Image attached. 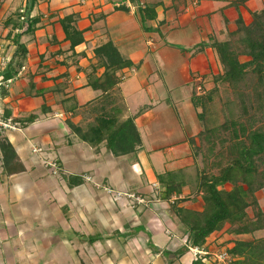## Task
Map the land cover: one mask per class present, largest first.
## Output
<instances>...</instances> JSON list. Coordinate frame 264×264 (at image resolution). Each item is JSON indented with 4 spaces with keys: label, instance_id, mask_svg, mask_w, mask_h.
I'll return each mask as SVG.
<instances>
[{
    "label": "crops",
    "instance_id": "1",
    "mask_svg": "<svg viewBox=\"0 0 264 264\" xmlns=\"http://www.w3.org/2000/svg\"><path fill=\"white\" fill-rule=\"evenodd\" d=\"M231 1L198 0L178 12L169 0L37 1L42 25L33 37L38 44L27 47L24 72L34 73L41 58L33 83L35 90L44 92L25 96L27 81L19 74L8 95L0 99V107L11 118H22L21 113L38 115L41 106L47 113L24 129L17 125L19 129L4 132L24 171L1 180L0 264H167L162 235L173 236L172 251L182 247L181 225L170 210V201L159 199L158 177L175 174L181 185L179 197L184 198L178 207L201 211L198 196L196 204L191 202L195 189L189 180L196 174V169L192 172L190 141L197 144L202 128L197 119L200 111L190 100L193 91L197 94V88H204L202 62L210 66L215 59L210 48L199 46L210 36L222 41L226 31L233 30L236 12L226 7ZM250 1L239 8L242 19ZM157 2L162 4L155 9L156 18L141 25L137 6ZM261 2L264 6V0ZM23 5L20 0H0V63L9 59L12 50H5L8 29L2 22ZM119 5L128 11L116 10ZM231 11L235 16H229ZM71 14L78 17L75 26L84 39L74 48V56L58 23ZM107 40L131 62L116 73L123 80L111 95L107 112L120 122L131 118L140 138L137 152L119 157L107 152L104 142L91 147L80 141L67 126V122L82 127L91 122L92 118L82 116L90 108L85 111L82 106L98 101L100 93L85 86V70L95 63L93 49ZM103 71L100 68L97 75ZM62 74L66 75L64 81L56 79ZM70 97L78 106L75 115L58 104ZM65 107L72 106L67 103ZM33 147H44L42 160L56 164L61 182L53 179L36 185L47 170L31 153ZM68 177L82 182L69 186ZM106 189L135 194L145 203L121 205L123 201H112ZM43 194L47 201H42ZM140 225L144 231H135ZM90 237L100 239L84 243ZM209 243L206 239V251ZM87 248L95 249L96 254L88 257ZM193 259L188 251L172 264H191Z\"/></svg>",
    "mask_w": 264,
    "mask_h": 264
},
{
    "label": "trees",
    "instance_id": "2",
    "mask_svg": "<svg viewBox=\"0 0 264 264\" xmlns=\"http://www.w3.org/2000/svg\"><path fill=\"white\" fill-rule=\"evenodd\" d=\"M20 1L24 3L23 7L10 13L2 22V27L8 29L4 37L7 42L5 50H12L9 59L0 63V99L8 95L10 84L21 76L27 81L25 96L37 97L44 92L35 90L33 83V78L41 69L42 59L40 58L34 73L24 72L28 55L26 41L32 40L35 32L40 29L42 15L34 13L38 0ZM169 1L171 8L178 12L198 0ZM245 1L233 0L227 4L226 7L233 8L236 12V18L232 22L233 30L226 31L222 41L210 36L207 43L199 46L200 49L208 47L212 50L220 72L212 76L213 88L210 91L200 95L195 91L192 93L191 104L200 110L197 114L198 121L203 125L206 105L211 104L214 94H218L219 86L230 90L237 110L236 116L231 114L219 126H202L196 136L198 146L194 150H203L205 146L202 159L204 165L196 172L197 181L193 192V196L200 194L203 203L201 211L178 207L184 198L179 197L181 185L175 181V177L170 174L166 179L158 178L162 188L159 199L170 201V210L179 221L185 237L182 247L173 252H163V255L167 253L171 257L168 264L174 263L190 249L205 251V241L213 233L227 232L236 238L264 231V211L259 208L256 199L257 192L264 193V9L249 12L250 22L245 24L239 13V8ZM161 4L157 2L149 6H137L141 25L156 18L155 9ZM116 10L127 12L128 8L119 5ZM77 18L71 14L58 20L64 34L63 41L68 42L71 56H74V48L84 42L82 31L75 26ZM224 24L227 22L224 21ZM93 56L95 63L85 70V86L98 91L100 95L98 101L96 99L82 108H90L89 112L95 116L85 127L70 122H67V126L80 141L91 147L104 142L105 150L116 157L133 154L140 146L133 120L127 118L120 122L110 110L107 112V103L113 101L110 100L111 95L123 80L116 73L130 67L131 62L121 57L110 40L95 47ZM100 68L104 71L97 75ZM76 70L81 71V68L77 67ZM56 79L64 81L66 75L62 74ZM72 101V107H65ZM58 104L74 115L77 112L78 106L74 105V98H65ZM45 113L47 108L41 106L40 114ZM1 118L4 122L9 120V124L24 129L34 123L38 115L11 118L10 112L3 109ZM2 131L7 130H0V178L4 179L23 172L24 168L11 144L1 134ZM190 144L194 146L193 139ZM65 182L69 186H75L82 181L78 177H68ZM173 197L175 199L171 201ZM247 209L252 211V216H248ZM86 239L92 244L100 238ZM231 245L227 250L230 261L226 264H264V236L250 241L234 240ZM206 259V255H197L191 264H206Z\"/></svg>",
    "mask_w": 264,
    "mask_h": 264
},
{
    "label": "rangeland",
    "instance_id": "3",
    "mask_svg": "<svg viewBox=\"0 0 264 264\" xmlns=\"http://www.w3.org/2000/svg\"><path fill=\"white\" fill-rule=\"evenodd\" d=\"M249 4H251V5H249V8L246 9L247 11L246 10L242 11L243 20H244L245 24H248L250 22L249 12L253 11V9L260 10V9H263V7H264L263 3L261 2V0H251ZM245 11L248 12V13H246ZM34 13H37V9L36 8L34 10ZM230 15L235 16L233 11H231L229 13V16ZM223 37L225 38V36H223ZM34 44H38V40H36L35 38H33L32 40L26 41V46L27 47L28 46L31 47ZM213 55H214V53H213ZM214 58H215V55H214ZM202 63H203L202 66L204 67L203 71L205 73L203 74L204 76H203L201 84L204 85V88L207 90L206 92H208V91H210L213 88L212 76H214V75H216V74H218L220 72V66H219L216 58L214 59V61L211 60V62L209 63L210 66H208L206 63H204V61ZM204 88H203V90L205 91ZM70 105H73V101L70 102ZM2 110H3V108L0 107V112H2ZM205 110H206L205 111L206 113H205L204 120H203L204 123H203V125L200 124L201 128H202V126H203V128H207V127L211 128V127L219 126L226 118H229L231 116V114H233L234 116L237 115V110H236V104H235V101H234V96L232 95L230 90L227 89L225 86H219L218 94H214V96H212L211 104H207ZM85 111H86V109H85ZM36 113H38V115H40V113L38 111H36ZM20 116L23 118V117H25L27 115H26V113H21ZM82 116H83V118L85 116V118L91 119L95 115H93L92 112L86 111V112H84V114ZM10 126L14 127V128H17L16 126H14L12 124H10ZM8 131L11 132V129H9ZM1 134H3V136H5L3 131H2ZM224 137H225V135H224ZM197 146H198V143L197 144L194 143V146L192 145V147H191L192 151H193L191 154H192V156H194V162H193V166H192L193 167V171H192L193 173H195V169H196V172H197V170L198 171L201 170V168L204 165L202 163V159H203V155L205 153L204 152L205 151V146L203 147L204 151L200 150V149L194 150V148L196 149ZM39 148L42 150L43 155H45L46 152L43 150L44 147L43 148L39 147ZM42 153L40 155H42ZM34 156H36V158H38L40 160L41 163H39V164L43 168H45L47 170L46 175L40 176V181H38L36 185L42 186V184H44L45 181L53 180V179H56V180L61 182L60 178L62 176H60L59 173L58 174L57 173H52L51 170H49L48 166H46L44 164V163H53V161H49L48 160L46 162V159H45V161L42 162V156H39L38 154H36ZM0 172H1V169H0ZM213 173H216V171H214ZM171 175L173 177L176 176L175 174H171ZM168 177H169V175L161 176V178H165V179L168 178ZM158 178H160V177H158ZM1 180H3V179L0 178V184L2 183ZM189 181L193 185V188H195V184H196V181H197L196 180V174L195 175L193 174V179L192 180L190 179ZM226 189H228V187H226ZM191 192H192V190H191ZM35 193H36V189H35ZM47 197H48L47 194H45V195L43 194L42 201H47L48 200ZM196 197H197V195L194 196L193 197L194 198L193 201H191L193 204H196V202H197ZM198 197L200 199L198 207H200V206L202 207L203 203H202L200 194H198ZM256 199L258 201L259 208L262 211H264V193L262 191L257 192L256 193ZM188 200H189V198H188ZM124 204H126L125 201H123L121 205H124ZM129 206L133 207L132 204H130ZM247 214H248L249 217L252 216V211L250 209H247ZM135 231L143 232L144 231V225H140V228L136 229ZM223 235H226V236H223ZM263 236H264V231L256 232V233L251 234V235H246V236H241V237H236V238L232 237L231 235H228L227 232H223V233H219L218 232L216 234H214V233L211 234L207 238L208 241H210L208 249L210 251V254L212 255L209 264H219V262H217L215 260V255L218 256V254L221 253L222 251L228 252L227 250L230 249L228 247V245H231V242H233L234 240L250 241L252 239H258V238L263 237ZM171 237H173V236L162 235V238H161L162 240H161L160 244H161V246H164V247L166 246L167 247L165 252L166 251L173 252L171 247H170V244H171V240L170 239H171ZM182 241H184V240L182 239ZM182 241H180V242H182ZM85 242L88 243L87 239L84 240V243ZM94 250L95 249H93V248H87L86 253L89 255L88 257L91 258L93 254H96V251H94ZM164 259L166 260V263L168 264L167 261H169L171 259V257H170V255H168L166 253L164 255Z\"/></svg>",
    "mask_w": 264,
    "mask_h": 264
},
{
    "label": "built area",
    "instance_id": "4",
    "mask_svg": "<svg viewBox=\"0 0 264 264\" xmlns=\"http://www.w3.org/2000/svg\"><path fill=\"white\" fill-rule=\"evenodd\" d=\"M201 89L197 88V93H200ZM2 116V112H0V130L1 129H6V130H15L14 127H11L9 124V120H7L6 122H4L1 118ZM31 153L33 155L38 154L39 156H42L43 159V153L42 150L40 148H32ZM42 153V155H40ZM45 160H42V162H44ZM46 166H48L49 170H51L52 173H57L58 174V169L56 167V164L53 163H44ZM85 181H90V178H84ZM106 193L108 194V196L110 197V199L112 201H125L126 205H143L145 203V200L139 196H136L135 194H130L127 192H120V191H112L110 189H106ZM175 198L173 197L171 199V201H173ZM190 252L193 255V258H195L197 255H206L207 259H206V264H209L210 259H211V254L209 250H205V251H201L199 249H190ZM215 260L217 262H219V264H226L230 261V257L228 256L227 252L222 251L221 253L217 255H215Z\"/></svg>",
    "mask_w": 264,
    "mask_h": 264
},
{
    "label": "clouds",
    "instance_id": "5",
    "mask_svg": "<svg viewBox=\"0 0 264 264\" xmlns=\"http://www.w3.org/2000/svg\"><path fill=\"white\" fill-rule=\"evenodd\" d=\"M197 94H198V93H197ZM199 94H200V93H199ZM16 129H19V128H15V130H16ZM11 131H14V130H11ZM34 148H35V147H34ZM31 150H32V149H31ZM84 181H85V180H84Z\"/></svg>",
    "mask_w": 264,
    "mask_h": 264
}]
</instances>
